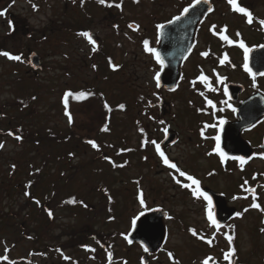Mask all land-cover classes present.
<instances>
[{
  "label": "rangeland",
  "instance_id": "rangeland-1",
  "mask_svg": "<svg viewBox=\"0 0 264 264\" xmlns=\"http://www.w3.org/2000/svg\"><path fill=\"white\" fill-rule=\"evenodd\" d=\"M80 1L84 4L78 7L76 0H0V11L6 10L0 15V50L21 56L17 61L0 55V168L6 170L15 154L28 159L17 166L9 187V169L0 174V258L9 259L0 264H142V248L128 245L124 235L138 213L153 207L167 213L166 237L147 264H202L208 255L221 256L230 242L222 232L211 234L203 205L170 179L174 176L149 147L161 139L162 120L171 130L177 128L174 115L182 92L156 89L151 63L139 48L140 35L153 36L155 23L170 11L169 0H110L106 7ZM81 30L95 34L96 43H89ZM31 53L40 58L37 70L28 64ZM65 92L90 93L82 100L67 98L72 123ZM24 98L28 103L19 101ZM105 103L111 110L108 119ZM117 103L125 108H115ZM19 131L37 138L49 154H38L36 143H16ZM169 154L187 168L193 160L182 143ZM35 168L33 173H39L30 175L28 170ZM34 177L38 185L31 203L21 183ZM214 185L227 196L237 191L222 178ZM72 197L94 207L65 210L63 199ZM50 200L51 216L41 207ZM262 204L252 207L250 199L231 203L241 215L228 226L236 227L235 254L245 264H264V200Z\"/></svg>",
  "mask_w": 264,
  "mask_h": 264
},
{
  "label": "flooded vegetation",
  "instance_id": "flooded-vegetation-1",
  "mask_svg": "<svg viewBox=\"0 0 264 264\" xmlns=\"http://www.w3.org/2000/svg\"><path fill=\"white\" fill-rule=\"evenodd\" d=\"M172 1L175 6L171 3ZM196 1L169 0V9L173 12H167L162 21L155 23L153 36L146 33L140 35V52L151 63L149 70L153 73V79L165 66L161 67L154 54L145 50L143 43L145 40L149 42V47L155 48L158 52L159 49L160 52L161 48L164 49L161 53L162 60H179L175 87L156 89L162 94L182 90L179 93L182 98L179 97L174 115L177 128L171 130L167 121L162 120L161 139L154 140L155 144L152 141L149 147L166 173L174 176L170 179L176 181L178 187L185 190L192 200L203 205L201 206L202 217L209 224L211 234L216 236L222 232L223 238L230 242L226 252L214 257L215 264H227L225 255L229 252L236 253V242L228 240L229 236L234 238L236 234V227L228 226L236 215L219 228L213 225L207 217V201L202 196L198 197L193 194L196 186L191 185L187 176L191 175L200 182L201 191L208 189L223 195L226 206L235 207L231 203L246 202L249 199L259 206L263 205L264 155L261 153H264V75L259 73H264V25L260 24V21L264 20V0H236L237 6L246 8L251 14L252 23L248 22L247 15L235 11L229 0H203L205 5H209L208 9L211 8L212 11L207 10L195 28L191 29L187 26L182 28V31L176 32L178 35L176 41L169 39L168 36L173 38L174 35L165 31L166 28L158 32L156 27L158 24H164L167 27L170 25L168 21L176 16L181 17L183 10ZM220 16L231 17L230 20L233 22L225 21ZM213 25L216 26L215 29ZM79 32L85 33V30ZM163 36L167 37L164 45L161 39ZM222 36L228 39H222ZM240 41L250 48L248 65L251 73L243 67L244 50L239 47ZM202 53H207V55H202ZM225 55L227 59L221 64L220 61ZM201 76L206 77L207 80L200 79ZM225 89H227V94H225ZM185 93L189 97H183ZM165 97L161 100V106L166 102ZM208 100L213 102L214 107L207 103ZM220 119L224 120L223 125H220ZM209 125H214V127H209ZM217 134L220 136V148L227 153L225 159L221 158L219 152L214 151L216 146L214 137ZM170 135L173 136L171 141L168 138ZM180 143L193 156V160L188 165L190 168L184 167L180 161L169 154L170 150ZM143 144L144 149L147 144L145 138ZM156 144H159L160 151L164 153L170 164H175L179 171L186 174L185 176H180L179 171L164 163L156 149ZM236 156H243L245 162L241 163L233 159ZM225 177L230 182V186L237 190L229 196L226 192L214 187V180L222 178L226 181ZM185 184L191 186L186 188ZM250 188L254 191H248ZM144 254L143 250L142 256ZM235 259V264H245L236 257V254Z\"/></svg>",
  "mask_w": 264,
  "mask_h": 264
},
{
  "label": "water",
  "instance_id": "water-1",
  "mask_svg": "<svg viewBox=\"0 0 264 264\" xmlns=\"http://www.w3.org/2000/svg\"><path fill=\"white\" fill-rule=\"evenodd\" d=\"M205 1L199 0V2H195L190 5L188 8V12L184 13L183 16L180 17L179 20L174 21L170 25H168L165 31H168L169 34H173L174 37H169V39L176 41L177 33L182 31V28L190 26L191 29L195 28L198 21L203 17V15L208 10L209 5L204 3ZM129 25H132V27H129L131 29H136V25L133 23H130ZM163 28V29H164ZM190 29V30H191ZM187 32V31H186ZM189 32V30H188ZM88 36H86L87 40L92 42L94 41V35L90 32ZM162 44H166L167 37L163 36L161 37ZM162 51H164L163 48H161ZM164 61V60H163ZM179 60L172 61V60H165L163 63L164 69L159 72L160 74V87L159 88H165V89H172L176 85V81L178 78V65ZM29 65L32 69H37L40 66V58L35 54L32 53L29 57ZM155 84L156 80L154 78ZM157 87V86H156ZM173 136L170 135L168 138H170L169 141H171V138ZM204 192H207L212 197V203H213V212L214 216L218 222L219 225H222L226 220L230 219L236 212V210L233 207L226 206L225 200L223 195L215 193L210 190H204ZM143 213V215H141ZM166 217V212L160 208L156 207L150 210H145L143 212H140L136 217V223L135 225H132L131 230L128 232V234L125 236L127 237L126 242L128 243V240H131L132 243H138L143 248H148V253L157 252L161 249V246L165 239V227L163 224V219ZM129 244V243H128ZM205 261H207V264H213L214 259L208 258ZM204 261V262H205ZM148 258L147 256L142 257V263L147 264ZM235 259L234 256L231 255L229 257V264H234Z\"/></svg>",
  "mask_w": 264,
  "mask_h": 264
},
{
  "label": "snow or ice",
  "instance_id": "snow-or-ice-1",
  "mask_svg": "<svg viewBox=\"0 0 264 264\" xmlns=\"http://www.w3.org/2000/svg\"><path fill=\"white\" fill-rule=\"evenodd\" d=\"M98 2L101 3V4H104V3L106 2V0H98ZM197 2H199V0H197ZM229 3L232 4V6H233V8L235 9V11L240 12V13H244L245 15H247V16H248V22H249V23H252V16H251V14L247 11L246 8H243V7H239V6H237L236 0H229ZM110 6H111V5H110ZM115 6H116L117 8L121 7L120 4H116ZM33 7L35 8V5H33ZM208 11L211 12L212 9L209 8ZM5 12H6V10H4V11H0V15H4ZM187 12H188V8H185V9L183 10V12L181 13V16L184 15V13H187ZM179 19H180V16H176V17H173V19L170 20V21H168L167 23H168V24H171V23H173L174 21L179 20ZM10 24H11V22H10ZM260 24H261V25H264V20H261V21H260ZM129 27H132V25H129ZM156 27H157V30H158V32H159L160 30H162V29L165 27V25H164V24H158ZM212 27H213V29H215L216 26L213 25ZM82 35H84V36H88L89 33L85 32V33H82ZM237 35H239V33H237ZM221 38H222V39H228L226 36H222ZM92 42L95 43V41H92ZM143 43H144L145 50L148 51V52H150V53H152V54H154V56H155L157 62L161 65V67H163V63H164V61L161 59V55H160V53H159L155 48L149 47V42H148L147 40H145ZM229 43H231V41H229ZM239 47H241V48L244 50V64H243V67L245 68L246 71H249V72L251 73V69L249 68V65H248V53L250 52V48L247 47V46L244 44L243 41H240V42H239ZM94 50H95V49H94ZM0 55H3V56H5V57H8L9 59L17 60V61H19V60L21 59V56H19V55H15V56H14V55H11V54H10L9 52H7V51L0 52ZM202 55H207V53H202ZM226 59H227V55H225L224 59H222V60L220 61V63L223 64V63H224V60H226ZM110 63H111V61H110ZM93 67H95V65H94ZM112 67L115 68V67H117V65H112ZM259 74H260V75H264V73H259ZM252 75H256V74H255V73H252ZM200 79H203V80H205V81L207 80V78L204 77V76H201ZM155 80H156V86H157V88H159V87L161 86V85H160V74H159V73L156 74V76H155ZM225 94H227V89H225ZM72 95H73L72 92H65V94H64L65 110H66V115H68L69 123H72V117H71L70 113L67 112V98H68L69 96H72ZM87 95H89V94H88V93H85V92H78V93H75V99H77V100H82V99L86 98ZM33 99H35V97H33ZM207 103H208L209 105H212V106L214 107L213 102H212L211 100H208ZM104 107H105V108H108L109 106H108L107 103H105ZM118 107H119L120 109H124V108H125V105H124V104H120V105H118ZM228 107H231V105H228ZM222 110H223V109H221V111H222ZM233 111H235V109H233ZM161 123H163V121H161ZM219 123H220V125H223V124H224V120H223V119H220ZM209 127H214V125H209ZM104 130H107V126H105ZM201 134L203 135V130L201 131ZM9 135H12V133L10 132ZM15 138H16V139H21L20 136H16ZM214 139H215V141H216V146H215L214 151L219 152V154H220V156H221L222 159L227 158V153H225V152L220 148V143H219V142H220V136H219V134H217V135L214 137ZM87 142H88L90 145H92V147H94V148L98 147V145L96 144V142H95L94 140H89V141H87ZM153 143L155 144V141H153ZM0 147H3V145L0 144ZM156 149H157V151L159 152L160 156L163 158L164 163H165L166 165H169L170 167H172V168L176 169L177 171H179V169L177 168V166H176L175 164H170V162H169V160L167 159V157L164 156V153L160 151V146H159V144H156ZM121 151H130V149H122ZM261 155H264V153H261ZM105 159H109V157L106 156ZM233 159H235V160H239L241 163H244V162H245V158H244L243 156H236V157H233ZM120 166H123V165H120ZM13 167H14V166H13ZM179 175H180V176H185L186 174H185L184 172H182V171H179ZM187 179H188L189 181H191V185H195V186H196L195 189H194L193 194L196 195V196H198V197H199V196H202V197L207 201V208H206V211H207V217H208V219L211 221V223H212L213 225H215L217 228H219V224H218V222H217V220H216V218H215V216H214V212H213L212 197H211L207 192H202V191L200 190V187H199L200 182H199L198 180L194 179V177H192L191 175H188V176H187ZM245 183H247V181H245ZM191 185L185 184L184 187L187 188V187H190ZM248 191L251 192V191H254V190L250 188V189H248ZM25 194L28 195V193H25ZM140 203H141V205L144 204V200H143V198L140 199ZM252 207H259V205L256 204V203H253ZM245 211H247V209H245ZM49 215L51 216L52 213L49 212ZM141 215H143V213H141ZM166 215H167V214H166ZM236 215H237V216H240L241 213H236ZM169 218H171V217H169ZM132 223L135 225V223H136V218H133ZM189 231H191V232L193 233V235H196V232H195L194 229H190ZM262 231H264V229H262ZM202 238H203V237H202ZM125 239H127V237H125ZM228 240L231 241V240H232V237L229 236V237H228ZM128 243L131 244L132 241H131V240H128ZM209 243H211V241H209ZM144 251L147 252V251H148V248L145 247V248H144ZM231 255H232V252H229L228 254L225 255V259H228L229 256H231ZM169 256H171V253H169ZM109 258H111V253H109ZM2 259H7V257H3ZM66 259H67V257H66ZM204 264H207V261H205Z\"/></svg>",
  "mask_w": 264,
  "mask_h": 264
},
{
  "label": "trees",
  "instance_id": "trees-1",
  "mask_svg": "<svg viewBox=\"0 0 264 264\" xmlns=\"http://www.w3.org/2000/svg\"><path fill=\"white\" fill-rule=\"evenodd\" d=\"M66 1V0H65ZM91 1V0H90ZM93 2H98L97 0H92ZM78 7H80L81 6V4L83 3L84 4V2H81L80 0H76V2H74ZM109 4H111L110 2H107V3H104V4H101V6L102 7H106L107 5H109ZM108 12H111L110 10H108ZM109 14V13H108ZM110 15V14H109ZM1 51V50H0ZM89 95H90V93H88ZM88 96V95H87ZM33 97H35V99H33ZM72 97L73 98H75V93H73V95H72ZM28 98H30V100H37V96L36 95H32V96H28ZM28 98H24V99H21V100H19L20 102H26V103H28V101H29V99ZM120 104H124V103H117L116 104V107L115 108H117V109H119V107H118V105H120ZM104 109H105V111H106V113H108L107 114V119L109 118V113L111 112V110H109L108 108H105V107H103ZM104 129V128H103ZM12 133V135H13V132H11ZM19 133H21V134H14L15 136H20L21 137V139H16V138H14L15 139V141H16V143H18V144H20V143H22V142H25V143H28V144H35L36 143V145L35 146H37L38 148H39V153L38 154H40V155H43V154H49V150H48V148H46V149H44V147L42 146V147H39V142H37V141H35V139H37V138H27V134H26V132L25 131H19ZM39 139V138H38ZM49 138H44V140H43V142L44 143H48L47 142V140H48ZM48 145H49V148L52 150V146H51V143H48ZM37 148V149H38ZM35 149V148H34ZM43 150L45 151V152H43ZM23 160H25L26 162H28V159H26V157H25V154L24 155H19V154H15L11 159H10V161H7V168H6V170L7 169H9V172H10V179H8V180H6V183L8 182V187L10 186V184H11V182H12V180L16 177V176H14V177H12V175H14V174H16V168H17V166H19L20 165V163H22V161ZM14 166V167H13ZM31 167L30 168H32V165H30ZM38 168H35L34 170H28V173L30 174V175H32V174H38L39 172H36V173H33L35 170H37ZM6 170H4V169H2V168H0V174L2 175V174H6ZM47 174V172L45 173V175ZM21 177V176H20ZM22 178V177H21ZM36 178H38V177H34V178H32V179H28V180H25V182L24 183H21V184H24L25 185V187L23 186V195H24V197L29 201V202H35V196H34V194H33V192H34V189L36 188V186L38 185V183H36V181L38 180H35ZM4 183V182H3ZM1 186H2V183H0V188H1ZM20 186H19V184H17L16 183V185L14 186V188L15 189H18ZM6 191H7V186H6ZM25 193H28V195H26ZM48 196H46L45 198H47ZM49 203L50 204H52V203H54V201H49V202H45V204L44 203H42V205H41V207H42V210H45L46 211V213L48 212V215H49V212H51V210H52V206H50L49 205ZM61 206H63L64 207V209L65 210H72V208L74 209V208H83V209H86L85 207L86 206H88V207H94L92 204H88L86 201H85V199L83 200V198L81 199H75V197H72V198H70V200H67L66 198L65 199H63V201H62V203H61ZM53 211V210H52ZM78 211H79V209H78ZM115 218V216L114 217H112V219H114ZM55 249V248H54ZM56 250V249H55ZM7 257V256H6ZM4 260H7V262L9 261V259L7 258V259H2V257L0 258V262H4Z\"/></svg>",
  "mask_w": 264,
  "mask_h": 264
}]
</instances>
